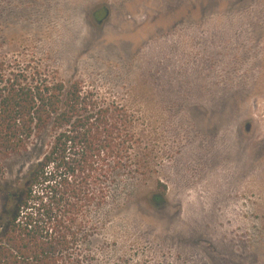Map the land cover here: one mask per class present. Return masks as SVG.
<instances>
[{
    "label": "rangeland",
    "instance_id": "374dc122",
    "mask_svg": "<svg viewBox=\"0 0 264 264\" xmlns=\"http://www.w3.org/2000/svg\"><path fill=\"white\" fill-rule=\"evenodd\" d=\"M0 57L137 116L145 175L89 213L95 264H264V0H0ZM44 149L3 159L1 211Z\"/></svg>",
    "mask_w": 264,
    "mask_h": 264
},
{
    "label": "trees",
    "instance_id": "16d2710c",
    "mask_svg": "<svg viewBox=\"0 0 264 264\" xmlns=\"http://www.w3.org/2000/svg\"><path fill=\"white\" fill-rule=\"evenodd\" d=\"M136 118L79 79L0 57V176L7 156L45 147L11 209L0 210V264H95L89 213L104 206L123 170L145 175ZM157 190L151 200L161 204L160 181Z\"/></svg>",
    "mask_w": 264,
    "mask_h": 264
}]
</instances>
